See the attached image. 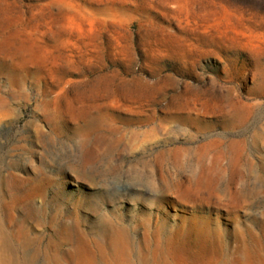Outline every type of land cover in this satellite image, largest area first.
Listing matches in <instances>:
<instances>
[{
	"label": "rangeland",
	"instance_id": "obj_1",
	"mask_svg": "<svg viewBox=\"0 0 264 264\" xmlns=\"http://www.w3.org/2000/svg\"><path fill=\"white\" fill-rule=\"evenodd\" d=\"M112 253L264 264V0H0V264Z\"/></svg>",
	"mask_w": 264,
	"mask_h": 264
},
{
	"label": "bare ground",
	"instance_id": "obj_2",
	"mask_svg": "<svg viewBox=\"0 0 264 264\" xmlns=\"http://www.w3.org/2000/svg\"><path fill=\"white\" fill-rule=\"evenodd\" d=\"M227 167V166H226ZM224 170H225V168H223V169H221V171H220V174L218 175V178L221 180L222 179V173L224 172ZM226 173V172H225ZM231 180H232V178H231ZM224 182V181H223ZM213 188V187H212ZM215 191H218V192H220V191H223V192H225V194L227 195V199L226 200H228V199H230L231 197H233V196H239V195H241V190L240 189H237V188H235L233 185H232V183L230 184V183H226L225 182V184H223V183H218V182H216L215 183V185H214V188H213ZM222 193V192H221ZM250 193V192H249ZM216 194V193H215ZM218 194V193H217ZM228 203H229V201H228ZM226 207H227V203H226ZM100 249L103 251L104 249H103V247H100ZM105 252V251H104ZM105 254H106V252H105ZM112 256H111V258H110V256H108V255H106V257H107V259H109V260H111V261H109L111 264H114L113 262H115V260H118V258L116 257V255H115V253H112L111 254ZM96 260V259H95ZM104 262V261H103ZM117 264H124V263H122L121 261H119V263H117ZM223 264H231L228 260H225V262L223 263ZM240 264V263H239Z\"/></svg>",
	"mask_w": 264,
	"mask_h": 264
}]
</instances>
